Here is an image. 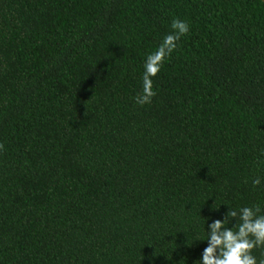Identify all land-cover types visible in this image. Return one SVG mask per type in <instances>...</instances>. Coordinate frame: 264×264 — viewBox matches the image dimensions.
Returning a JSON list of instances; mask_svg holds the SVG:
<instances>
[{
    "label": "trees",
    "instance_id": "1",
    "mask_svg": "<svg viewBox=\"0 0 264 264\" xmlns=\"http://www.w3.org/2000/svg\"><path fill=\"white\" fill-rule=\"evenodd\" d=\"M0 142V264H200L264 214V1L0 0Z\"/></svg>",
    "mask_w": 264,
    "mask_h": 264
},
{
    "label": "clouds",
    "instance_id": "2",
    "mask_svg": "<svg viewBox=\"0 0 264 264\" xmlns=\"http://www.w3.org/2000/svg\"><path fill=\"white\" fill-rule=\"evenodd\" d=\"M172 32L167 34L157 50L148 54L144 63L142 76V92L134 98L141 106L150 104L156 96L153 89V78L158 75L172 52L178 48V41L190 31V25L179 18H173ZM4 144L0 142V151ZM261 184V178L252 180L253 187ZM218 209V207H213ZM259 204L242 207L239 212L229 208L224 219H216L208 225V246L203 250L200 264H258L252 252L257 247H264V214ZM235 218V229L229 227ZM204 240V239H199ZM264 264V259L259 261Z\"/></svg>",
    "mask_w": 264,
    "mask_h": 264
},
{
    "label": "water",
    "instance_id": "3",
    "mask_svg": "<svg viewBox=\"0 0 264 264\" xmlns=\"http://www.w3.org/2000/svg\"><path fill=\"white\" fill-rule=\"evenodd\" d=\"M264 1V0H263Z\"/></svg>",
    "mask_w": 264,
    "mask_h": 264
}]
</instances>
